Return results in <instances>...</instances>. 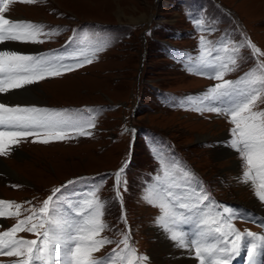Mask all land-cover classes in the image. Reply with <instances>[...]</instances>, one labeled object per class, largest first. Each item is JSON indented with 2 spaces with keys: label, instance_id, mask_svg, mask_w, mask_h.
I'll use <instances>...</instances> for the list:
<instances>
[{
  "label": "rangeland",
  "instance_id": "rangeland-1",
  "mask_svg": "<svg viewBox=\"0 0 264 264\" xmlns=\"http://www.w3.org/2000/svg\"><path fill=\"white\" fill-rule=\"evenodd\" d=\"M5 16L45 25L44 32L56 29L59 35L40 36L43 43L5 41L0 43V50L35 54L53 47L52 54L64 57L63 62L70 64L75 61L70 58L73 49H66L69 38L103 32L112 39L91 64L27 85L43 102L36 105L46 104L45 108L57 110L91 108L96 121L95 127L89 129L90 136L47 144L33 142L35 137L22 138L7 155H0L1 163L16 176L10 178L0 169V199L20 203L19 218L28 214L24 209L39 208L55 189L84 178L64 189L62 199L84 196L90 188L100 185L99 196L108 201L104 220L110 226L101 235L119 241L122 233L130 230L131 246H135L137 255L149 257L145 264H168L166 253L159 252L156 259L153 253L157 248L151 226H156L154 216L161 214L160 209L150 208L142 198L159 172L155 158L158 151L198 174L207 186L204 188L198 179L202 189L216 205L228 206L227 201L263 211L264 202L253 201L257 198L255 188L238 179L245 170L241 156L228 147L230 143L221 145L228 141L223 135L229 134L232 139L229 118L183 106L188 104L182 103L184 91L204 89L193 95L196 98L217 81L186 71L175 50L179 48L180 55L187 49L199 52L198 34L210 41L228 34L234 41L250 39L264 53V0H37L33 4L14 0ZM198 16L205 28L216 30L196 28ZM77 46L83 45L73 47ZM241 52L248 59L238 61V69L225 79L239 78L256 64L250 49ZM259 59L264 60V55ZM0 102L17 104L9 101L5 93H0ZM257 110H264V103L258 102ZM202 136L210 138L198 141ZM221 150L231 155L220 158ZM233 160L239 166L237 172L228 169ZM126 162L127 191L121 188L122 212L127 218L124 224L120 220L122 207L114 202L112 174ZM12 220L13 217L0 218V232ZM233 223L241 232L256 233L257 226L240 216ZM32 236L18 233L25 239H34ZM116 247L115 243L106 245L94 254ZM3 257L8 256L1 255L0 264H7Z\"/></svg>",
  "mask_w": 264,
  "mask_h": 264
},
{
  "label": "snow or ice",
  "instance_id": "snow-or-ice-1",
  "mask_svg": "<svg viewBox=\"0 0 264 264\" xmlns=\"http://www.w3.org/2000/svg\"><path fill=\"white\" fill-rule=\"evenodd\" d=\"M13 2L0 0V43H43L40 36L59 35L56 29L44 32L42 24L6 18ZM20 2L33 4L37 0ZM196 24L200 29L216 30L215 27L205 28L199 21ZM111 42V37L103 32L69 38L66 49H73L70 58L75 61L70 64L64 63L62 56L0 50V93L24 89L40 80L91 64L97 53L104 51ZM78 43L83 46L73 47ZM198 48V56L181 58L180 62L185 64L186 71L217 83L196 98L185 99L191 110L229 118L233 125L230 147L239 153L245 166L238 179L244 184L251 182L254 195L264 202V110H257L258 102L264 103V60L259 59L264 53L250 39L234 41L228 34L216 41L202 36ZM245 48L255 54L256 64L236 80L225 79L238 69V61L248 59L241 52ZM94 112L91 108L57 110L0 102V155H7L11 146L22 138L35 137L33 142L47 144L75 136H90L89 129L95 127ZM155 158L159 162V172L142 198L160 209L156 224L166 238L175 242V247L186 249L198 264H233L238 257H243L246 264H264V234L238 230L233 220L238 217L239 210L216 205L195 174L177 160L166 158L159 151ZM126 167L127 162L112 174L115 178L114 202L122 209L121 188L127 191ZM82 179L68 181L55 189L39 208L24 209L28 213L24 218H19L20 203L0 199V218H17L12 227L0 232V255L17 258L10 264H145L149 257L137 255L131 246L130 230L122 233L119 241L101 235L110 226L104 220L108 201L99 196L100 185L90 188L84 196L62 199L63 190ZM218 207L222 210L217 211ZM120 220L127 224L123 212ZM185 225L191 228L185 230ZM21 232L33 234L36 239L18 237ZM113 243L117 245L115 249L103 257L94 256Z\"/></svg>",
  "mask_w": 264,
  "mask_h": 264
},
{
  "label": "bare ground",
  "instance_id": "bare-ground-1",
  "mask_svg": "<svg viewBox=\"0 0 264 264\" xmlns=\"http://www.w3.org/2000/svg\"><path fill=\"white\" fill-rule=\"evenodd\" d=\"M2 45H3V43H2ZM18 90H20V91L18 92ZM5 94H6L7 98L9 99V101H11V102H17V103H29L30 102V103L35 104V105H36V103H43V102H39L37 95L35 93V90L30 88V87H27V86L24 89H13V90L9 91L8 93H5ZM230 136L231 135H229V134L223 135V138L228 139V141H226L227 143L225 142L221 145H225V144L228 145V143H230V140H231ZM209 138H210V136H202V137H198L197 139H198V141H203V140L206 141ZM228 147H230V145ZM220 148L221 147H217V150H219ZM15 150L17 152L18 148H15ZM217 153H218V151H217ZM234 154H236V153L234 152ZM227 155H231V154L221 150L219 157L223 158V157H226ZM237 166H238L237 161L233 160L232 167H229L228 169H231V170L234 169V171L237 172L238 171ZM0 169L2 171H4L6 174H8V176H10V178H16L15 174L13 172L9 171L7 169V167H5L4 164L1 163V161H0ZM249 184H251V182H249ZM253 201L256 204L262 203L259 201L258 198H256V199L254 198ZM263 211H264V209H263ZM151 228L153 229V236H155V240H156L155 244H156L157 251H153V253L155 254V259L159 258V256H157V255H159L158 253L161 252V253H166L168 255L167 261H166L168 264H198V262L192 258V255L186 249L175 247L174 246L175 242L166 238V234L162 231V229H160L158 226H154V225L151 226Z\"/></svg>",
  "mask_w": 264,
  "mask_h": 264
}]
</instances>
